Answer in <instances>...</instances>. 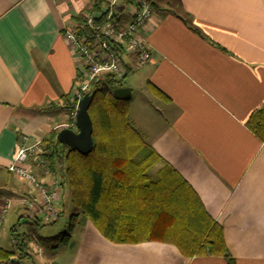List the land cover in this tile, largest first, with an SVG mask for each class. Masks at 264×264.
<instances>
[{
  "label": "crops",
  "instance_id": "0c3cea01",
  "mask_svg": "<svg viewBox=\"0 0 264 264\" xmlns=\"http://www.w3.org/2000/svg\"><path fill=\"white\" fill-rule=\"evenodd\" d=\"M117 1L0 0V202L24 211L17 224L25 230L19 235L33 237L29 243L39 229L25 206L30 193L6 168L19 147L69 123L62 96L71 93L77 67L62 30L85 12L115 10ZM150 2L154 15L143 31L151 57L123 79L140 73L158 103L152 112L144 103L128 107V122L159 157L151 177L173 169L221 226L235 263L264 264V145L246 126L264 103V0ZM116 14L126 19L125 6ZM78 218L83 232L70 264H227L184 257L168 243H113ZM33 264L49 263L40 256Z\"/></svg>",
  "mask_w": 264,
  "mask_h": 264
},
{
  "label": "trees",
  "instance_id": "16d2710c",
  "mask_svg": "<svg viewBox=\"0 0 264 264\" xmlns=\"http://www.w3.org/2000/svg\"><path fill=\"white\" fill-rule=\"evenodd\" d=\"M95 10L99 4L92 5ZM120 81L107 75L95 82L88 108L93 146L87 155L56 141V131L42 139L48 168L53 174L58 167L60 185L77 209L72 218H86L113 243H168L187 258L214 256L236 264L224 245L221 226L203 210L187 183L166 166L151 177L159 157L128 122L127 100L113 99L112 90L121 87ZM62 101L63 111L74 112L70 94ZM246 126L264 145V103L251 113ZM34 220L41 227L42 221ZM14 232L17 261L30 257L28 243L33 237ZM15 255L14 249L0 248V263H11Z\"/></svg>",
  "mask_w": 264,
  "mask_h": 264
},
{
  "label": "built area",
  "instance_id": "2783aa9c",
  "mask_svg": "<svg viewBox=\"0 0 264 264\" xmlns=\"http://www.w3.org/2000/svg\"><path fill=\"white\" fill-rule=\"evenodd\" d=\"M112 5L104 11L83 13L80 21L62 30L77 67L70 93L75 108L69 114L72 121L75 119L77 102L94 91L98 79L109 75L122 80L128 70H140L151 57L143 31L146 22L154 15L150 0H128L124 5V20L114 13ZM72 121L66 128L75 130ZM46 153L42 139H36L28 146L19 147L6 169L27 187L30 198L25 201V206L29 215L51 224L60 215L62 187L48 168ZM9 206V200L0 202V228ZM15 245L16 242L12 240L13 249ZM28 248L32 252L40 251L39 246L32 242ZM15 253L9 264H18Z\"/></svg>",
  "mask_w": 264,
  "mask_h": 264
},
{
  "label": "rangeland",
  "instance_id": "374dc122",
  "mask_svg": "<svg viewBox=\"0 0 264 264\" xmlns=\"http://www.w3.org/2000/svg\"><path fill=\"white\" fill-rule=\"evenodd\" d=\"M120 4L121 0H118L115 10L123 13L124 6ZM115 10L113 8L114 13H117ZM118 84L131 91L129 100H121L126 101L129 110L130 108L134 111L140 109L139 105L141 103L146 104L145 107H147V111L149 109L150 112H152L151 108L154 106V108H157V100L152 96H148L144 83L141 80L140 73H131ZM143 111H141V114ZM140 133L142 134L141 131ZM57 170L58 167H56L53 172L56 178L59 177ZM61 190L62 196L60 198L61 208L59 218L52 224L41 222V227H39L36 232V238L35 240L33 239L41 248V252L38 254L35 251L32 252L29 250L28 253L30 257H26L21 264H33L34 260L38 259L40 256H43V259L49 264H70L77 249L81 232H83V221L80 218H72V215L76 214L77 209L70 202L67 189L63 186ZM19 213L24 214V211H19L11 206L7 210L0 228V248L8 251L13 250L10 237V230L13 226L16 227V232L18 234L25 231L22 225L18 226L17 224L18 221H21L20 215H18Z\"/></svg>",
  "mask_w": 264,
  "mask_h": 264
},
{
  "label": "water",
  "instance_id": "95a60500",
  "mask_svg": "<svg viewBox=\"0 0 264 264\" xmlns=\"http://www.w3.org/2000/svg\"><path fill=\"white\" fill-rule=\"evenodd\" d=\"M130 90L126 87H118L112 90V97L115 100H126ZM95 92L85 94L78 102L75 111V130L69 128L60 129L55 136L56 141L74 150L80 155H87L93 146L92 123L88 114V108L94 98Z\"/></svg>",
  "mask_w": 264,
  "mask_h": 264
}]
</instances>
